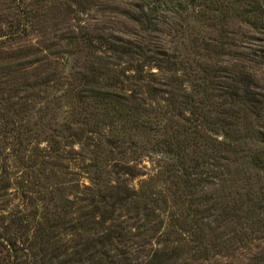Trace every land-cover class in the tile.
Returning a JSON list of instances; mask_svg holds the SVG:
<instances>
[{"label":"trees","instance_id":"16d2710c","mask_svg":"<svg viewBox=\"0 0 264 264\" xmlns=\"http://www.w3.org/2000/svg\"><path fill=\"white\" fill-rule=\"evenodd\" d=\"M13 1L0 264H264V0Z\"/></svg>","mask_w":264,"mask_h":264},{"label":"rangeland","instance_id":"374dc122","mask_svg":"<svg viewBox=\"0 0 264 264\" xmlns=\"http://www.w3.org/2000/svg\"><path fill=\"white\" fill-rule=\"evenodd\" d=\"M49 8H50V10H47L45 16H43L44 24H47V26H45L46 29L44 31L53 32L56 29L55 24H58L57 20L55 18L57 16H59L60 14H59V12H57L58 11L57 9H52L51 6L48 5L46 7V9H49ZM113 8H114V6H113ZM15 12H16V3L13 0H0V33H1L0 35H2L5 32L3 29H1L3 26V25H1L2 22H6V19L12 18V16H17ZM96 24L100 25V26L102 25V26H109V27H112V26L120 27L124 24H127V22L125 21L124 18L120 17L115 12L114 13H106V15H104V17H102L98 12L97 13L93 12V13H90V15H88V16H84V18H82L81 21L77 22L75 20L72 22V25L75 28H77V26H79V27L92 26L91 28H94L93 26H96ZM57 26H62V25L59 23ZM230 30L234 33L233 37L235 36L234 39L236 41L243 38V36L247 37V36H254L255 35V33L251 31V29H249L246 26H241V25H235L234 24L233 26L230 27ZM202 35H206V39L208 41H209V37L213 38V37L218 36V34L216 32H213L212 30H209V29H205V33H202ZM143 37H144V40H146L145 41L146 44H151L153 46L154 45L157 46L158 44H165L167 46L169 45V43H168V41H166V39L170 40V38L166 37L165 34H161V33L144 34ZM39 39L40 38L37 35H33L29 39H26V40L21 39L18 42V44H21V46H23L27 43H36V42H39ZM233 52H237V50L233 49ZM232 57L233 56H230L225 60L231 61V64L233 65L236 61H234V58H232ZM52 60H54V59L52 58ZM70 64H71V62H70ZM70 64L67 65L68 70H69ZM34 70H35V68L28 69L27 72H23L22 75L19 76V79H17L15 81L16 83H18L19 89L23 88L21 86V84L23 83L24 78H27L26 73H28V72L30 73ZM153 71L157 72L158 69L153 68ZM75 164H77V163L71 164L72 170H74V171L77 170V167ZM145 164L148 167H150L149 161L146 160Z\"/></svg>","mask_w":264,"mask_h":264}]
</instances>
